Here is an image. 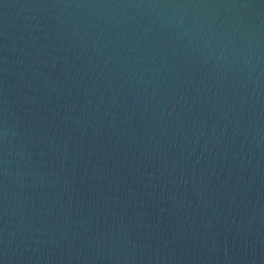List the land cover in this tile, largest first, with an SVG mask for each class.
<instances>
[{
  "label": "water",
  "instance_id": "water-1",
  "mask_svg": "<svg viewBox=\"0 0 264 264\" xmlns=\"http://www.w3.org/2000/svg\"><path fill=\"white\" fill-rule=\"evenodd\" d=\"M0 264H264V0H0Z\"/></svg>",
  "mask_w": 264,
  "mask_h": 264
}]
</instances>
